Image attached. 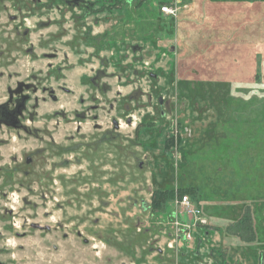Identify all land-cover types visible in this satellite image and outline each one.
Returning a JSON list of instances; mask_svg holds the SVG:
<instances>
[{
    "label": "rangeland",
    "instance_id": "374dc122",
    "mask_svg": "<svg viewBox=\"0 0 264 264\" xmlns=\"http://www.w3.org/2000/svg\"><path fill=\"white\" fill-rule=\"evenodd\" d=\"M22 98L0 264H264V0H0Z\"/></svg>",
    "mask_w": 264,
    "mask_h": 264
},
{
    "label": "built area",
    "instance_id": "2783aa9c",
    "mask_svg": "<svg viewBox=\"0 0 264 264\" xmlns=\"http://www.w3.org/2000/svg\"><path fill=\"white\" fill-rule=\"evenodd\" d=\"M161 10H162L163 13H165L166 15H169V16H177L178 13H179L178 7L177 6H174L173 4L172 5H170V4H163L161 6ZM191 201L192 200L188 197V195H184L182 197L181 204L182 205H186L188 207H191L192 208L191 210L196 215L200 214L201 213L200 208L199 207L198 208L197 207L193 208Z\"/></svg>",
    "mask_w": 264,
    "mask_h": 264
},
{
    "label": "flooded vegetation",
    "instance_id": "af4514ba",
    "mask_svg": "<svg viewBox=\"0 0 264 264\" xmlns=\"http://www.w3.org/2000/svg\"><path fill=\"white\" fill-rule=\"evenodd\" d=\"M25 101H26L25 98H22L15 110H10L6 107V105H1L0 106V119H11L14 125L17 124L18 117L22 111V108L24 107Z\"/></svg>",
    "mask_w": 264,
    "mask_h": 264
},
{
    "label": "trees",
    "instance_id": "16d2710c",
    "mask_svg": "<svg viewBox=\"0 0 264 264\" xmlns=\"http://www.w3.org/2000/svg\"><path fill=\"white\" fill-rule=\"evenodd\" d=\"M157 191H159V190H157ZM162 192H164L165 193V191H162ZM166 194V193H165ZM163 196V195H162ZM152 199H153V201L155 202V201H159V202H161V203H163V197H162V199H160L159 197H157L155 194L153 195V197H152Z\"/></svg>",
    "mask_w": 264,
    "mask_h": 264
},
{
    "label": "crops",
    "instance_id": "0c3cea01",
    "mask_svg": "<svg viewBox=\"0 0 264 264\" xmlns=\"http://www.w3.org/2000/svg\"><path fill=\"white\" fill-rule=\"evenodd\" d=\"M158 1L159 0H156V2H157V4H158ZM155 12H156V14H160V8H159V6L157 5V10H155ZM162 15H163V13H161Z\"/></svg>",
    "mask_w": 264,
    "mask_h": 264
}]
</instances>
